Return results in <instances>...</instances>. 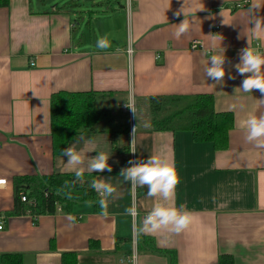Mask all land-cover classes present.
Here are the masks:
<instances>
[{"label":"crops","instance_id":"obj_1","mask_svg":"<svg viewBox=\"0 0 264 264\" xmlns=\"http://www.w3.org/2000/svg\"><path fill=\"white\" fill-rule=\"evenodd\" d=\"M116 2L102 8L111 11L104 16L112 24L105 21L98 34L109 41L107 49L97 47L100 39L92 43L80 24L90 31L98 18L94 9L70 13L65 0H8L0 6V178L7 182L0 185V264L3 254L6 264H62V252H75L76 264H132L126 255H135L138 264H170L169 256L151 245L173 252L175 264H216L221 253L231 254L235 264H264V147L247 142L239 127L253 112L264 114V96L243 92L245 76L234 67L246 47L264 53V37L253 35L251 23L264 17V7L250 11L251 0ZM201 6L204 10L196 11ZM184 18L191 27L177 39ZM220 36L226 57L222 85L204 71L210 55L220 50ZM193 38L200 47H190ZM58 90L99 92L103 106L119 110L133 102L134 132L125 113L110 132L78 133L66 146L95 149L86 153L85 168L98 152L110 154L112 171L92 172L117 189L107 217L89 201L74 203L68 212H12L14 177L73 172L67 157L51 148L49 98ZM197 93L211 94L216 111L232 112L226 148L195 141L189 130L150 129L148 96ZM154 154L174 161L181 178L175 204L185 205L194 219L180 234H145L137 241L135 227L160 198L149 197L147 186L133 189L119 173L130 160ZM133 203L136 217L125 211Z\"/></svg>","mask_w":264,"mask_h":264},{"label":"trees","instance_id":"obj_2","mask_svg":"<svg viewBox=\"0 0 264 264\" xmlns=\"http://www.w3.org/2000/svg\"><path fill=\"white\" fill-rule=\"evenodd\" d=\"M7 4L8 0H0V6ZM100 95L95 91L52 92L49 106L51 148L54 155L62 154V150L78 133L111 131L113 113L100 103ZM147 109L150 129L189 130L195 141L210 142L215 149H224L228 145V131L233 127V115L230 111H216L211 94H154L147 97ZM94 176V173L84 172L82 181L76 180L74 172L16 176L13 179L12 212L30 211L35 215L58 210L68 212L77 202L98 203V193L91 187ZM21 193L25 195V200H21ZM149 249L164 252L169 256L170 264H175L173 252L152 245ZM7 255H2L3 264H6ZM61 261L62 264H76V253L62 252ZM216 264L235 262L231 254L221 253Z\"/></svg>","mask_w":264,"mask_h":264},{"label":"clouds","instance_id":"obj_3","mask_svg":"<svg viewBox=\"0 0 264 264\" xmlns=\"http://www.w3.org/2000/svg\"><path fill=\"white\" fill-rule=\"evenodd\" d=\"M203 5V4H202ZM264 7V0H251L250 11L259 10ZM204 10V6L196 9ZM189 19H183L177 24L174 36L179 39L183 34L187 33L191 27ZM252 23V32L257 38L264 37V17L255 16ZM223 37L220 36L219 52L210 55L207 66L204 71L207 78H211L216 84H223L225 77V48L221 47ZM97 47L107 49L110 43L107 38L98 40ZM208 50L205 49L207 54ZM132 49H129L131 56ZM238 74L245 76L241 86L243 92L249 93L253 90H258L264 96V53L259 50H253L246 47L241 50L240 62L234 65ZM247 74V75H245ZM230 79H235V76L229 75ZM264 103V98L260 99ZM243 107V106H241ZM259 107V105H258ZM239 127L246 131L245 139L249 143H255L258 147H264V114L257 116L255 112L248 115L246 119L240 121ZM134 132V129H133ZM132 153H136L134 138L132 139ZM64 157H67V165L69 170L75 173L76 180H83L85 171L103 172L112 171V167L108 164L110 154L106 152H96L97 154L91 157L85 165L86 153L95 151L94 148H86L77 151L74 146L66 147L63 150ZM130 166L122 168L119 175L127 182L131 183L133 189L136 187L147 186V195L149 197H159L160 199L152 206L151 210L143 217L142 222L134 229V238L139 241V238L145 234H180L193 222V214L188 211L185 205L179 207L175 204V191L180 183L174 161L166 155L154 154L146 160L129 161ZM7 182L0 179V185ZM91 187L99 194L98 201L100 214L104 217L108 216L109 198L113 197L117 192L116 187L111 183L105 182L104 179H94L91 182ZM69 198L71 196L69 195ZM89 204L92 201L88 202ZM133 217L139 215L135 203L125 210ZM70 221H75L74 216L69 217ZM132 264H138L137 257L134 255Z\"/></svg>","mask_w":264,"mask_h":264},{"label":"rangeland","instance_id":"obj_4","mask_svg":"<svg viewBox=\"0 0 264 264\" xmlns=\"http://www.w3.org/2000/svg\"><path fill=\"white\" fill-rule=\"evenodd\" d=\"M63 1L64 0H58V2H61V3ZM65 3H67L66 8L69 10L70 13L76 11V9H81L84 7H85L84 9L88 8V9L96 10V13L98 14V18H96V20L94 19L95 21H93V25L90 27V31H89V27H88L87 23L85 25L84 21L80 22L82 29H84V32L86 29L88 36L92 38V43H94L93 42L94 39H100V37L98 35L100 33L99 28L101 26H104L103 23L105 21H109L112 24V21H110L107 17L108 15L104 16L105 14L111 13V11H109L108 13H105L102 11V8H104V10H105L106 5H109V4H111L113 6H117L116 0H104V2H97V0H65ZM86 19H87V15L85 17V20ZM118 25H119V23H118ZM120 29L121 28L119 26H117L115 30H116V32H120ZM103 107L108 108L105 106H103ZM110 109L112 110L113 117H114V121L112 120L110 124H113V122H115V123L119 122V121L123 120V118H125V116H124L125 112L122 109L119 110L118 107L114 106V105H111ZM140 119L144 121L146 119V117L144 115H141ZM132 123H134L133 117H132Z\"/></svg>","mask_w":264,"mask_h":264},{"label":"built area","instance_id":"obj_5","mask_svg":"<svg viewBox=\"0 0 264 264\" xmlns=\"http://www.w3.org/2000/svg\"><path fill=\"white\" fill-rule=\"evenodd\" d=\"M218 27H219L218 25L214 26V31H216V30L218 29ZM201 44H202L201 41L198 40V39H196V38H193V39H191V41H190V47H191V48H197V47H200ZM31 63H33V62H31ZM121 109H122L124 112H126L128 115H130V117L133 116V102H132V101L128 100V101H126L125 103H123L122 106H121ZM130 123H131V124H130V129L133 130V129H134V124H133L132 122H130ZM0 179L6 181L5 178H0ZM20 198H21V200H25V195L21 193V194H20ZM133 256H134V255H130V256L126 255L125 258H124V260L130 261V260H132L131 258H132Z\"/></svg>","mask_w":264,"mask_h":264}]
</instances>
